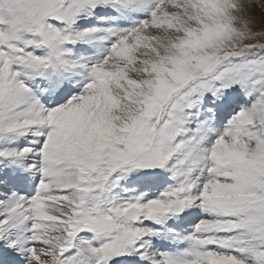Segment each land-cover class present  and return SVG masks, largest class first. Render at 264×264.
<instances>
[{
	"label": "snow or ice",
	"instance_id": "6c2138e0",
	"mask_svg": "<svg viewBox=\"0 0 264 264\" xmlns=\"http://www.w3.org/2000/svg\"><path fill=\"white\" fill-rule=\"evenodd\" d=\"M0 264H264V0H0Z\"/></svg>",
	"mask_w": 264,
	"mask_h": 264
}]
</instances>
